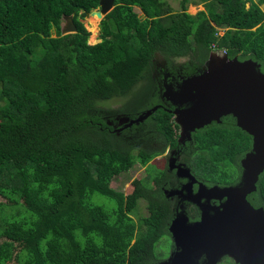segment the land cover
I'll return each mask as SVG.
<instances>
[{"label":"trees","instance_id":"1","mask_svg":"<svg viewBox=\"0 0 264 264\" xmlns=\"http://www.w3.org/2000/svg\"><path fill=\"white\" fill-rule=\"evenodd\" d=\"M192 2L204 9L190 13ZM262 4L181 0L175 11L168 0H115L102 40L91 44L80 16L100 0H0V264L156 262L169 215L149 186L159 174L149 163L161 152L149 143L174 144L178 126L158 107L132 126L138 131L118 134L106 119L116 112L101 102L126 97L121 113L138 117L161 102L157 55L169 72L189 76L220 39L230 58H252L264 71ZM71 14L78 31L62 35ZM201 133L192 164L209 179L222 175L221 162L240 164L252 143L231 114ZM136 164L145 175L127 193L114 188L113 178ZM225 174L236 179L234 170ZM259 180L264 194V172ZM141 199L149 214L139 227L132 212Z\"/></svg>","mask_w":264,"mask_h":264},{"label":"water","instance_id":"2","mask_svg":"<svg viewBox=\"0 0 264 264\" xmlns=\"http://www.w3.org/2000/svg\"><path fill=\"white\" fill-rule=\"evenodd\" d=\"M114 7L115 0H100V6L89 14L103 19ZM64 19L62 35L78 31L74 14L66 15ZM205 66L199 73L183 78L177 88L170 83L164 91V97L175 106L172 113L179 127V134L181 137L190 135L196 128L215 120L220 121L223 116L231 114L236 119V124L253 137V142L252 150L241 160V183L226 189L230 197V208L228 212L223 210L221 217L217 218L219 226L215 227L214 224L216 232L207 217L203 218L200 226L187 225L186 230L181 232L179 230L185 221L175 219L173 222L171 232L175 242L180 244L182 240L183 245L185 243L188 247L195 248L196 252L201 246L212 244L214 234H217L219 243L218 238H225L227 229L240 242H252L264 232V226L259 225L264 220V210L254 208L246 198L247 193L256 188V183L264 172V71L252 58H230L226 51L221 50L211 51ZM184 104L188 106L182 108ZM158 107L156 105L147 109L136 118H128L127 126L144 122ZM231 212L233 217L228 219V213ZM227 219L232 222L228 227L225 225ZM238 223L244 228L239 238L236 237L241 230ZM182 254L181 252L174 260L171 259V262L175 264ZM212 254L215 256V253ZM221 254L209 258L207 264H216ZM188 259L192 263L194 257Z\"/></svg>","mask_w":264,"mask_h":264},{"label":"flooded vegetation","instance_id":"3","mask_svg":"<svg viewBox=\"0 0 264 264\" xmlns=\"http://www.w3.org/2000/svg\"><path fill=\"white\" fill-rule=\"evenodd\" d=\"M154 76L157 77L155 72ZM158 77H160L161 81L159 83L161 102L157 105L172 112L175 106L164 97V91L170 83L177 88L178 83L187 76H182L181 73L173 74L166 68ZM186 106L188 105L184 104L182 108ZM227 116L228 115L223 116L220 121L215 120L203 127L196 128L190 135L185 134L184 137H181L178 133L176 135V142L174 144H168L166 147H164L165 144L160 143L158 145L154 141L149 143L152 147L161 149V152L149 163V165H152L153 169H158L159 174H156L158 178L150 179L148 182L151 188L157 189V191L161 193V196L157 198H161L160 200L164 202L165 208L167 209L169 225L167 234L164 236L168 235L170 237L171 244L168 255L166 257H161L159 255L158 260L151 264H173L171 259H175L181 252L183 254L175 264H207L209 258L217 257L218 253L224 254H221L216 264H264V232L261 237H256L252 242H248L247 240H242L240 242L239 239L235 238V240L227 229L226 237L218 238L219 243L224 244H219L217 242V234H214L212 244L201 246L198 252H196L195 248H190L185 243L183 245L182 240H180V244L176 243L171 232V226L175 219H183L185 221V224L181 226L179 232L186 230L187 225L200 226L203 218L206 217L211 220V227L215 229V227L219 226L217 218L221 217L223 210H227L228 212L230 208L228 203L230 197L226 189L236 187L241 183L243 173L241 164L242 159L240 160V164L230 165L235 169L236 179L228 180L205 178L195 171L194 165L192 164L193 157L196 155L198 149L197 139L203 134L201 130L207 129L215 123H223L224 118ZM128 121L129 119L115 127L107 120L108 124L113 126L118 134L136 125L127 126ZM251 150L252 143L247 152ZM143 167L146 169L145 166ZM260 184V180H258L256 188L247 193L246 198L254 208L264 210V194L261 192V187H259ZM147 211L149 212L148 208ZM231 217H233L232 212L228 213V219ZM228 219L225 220V225H227V227L229 224H232ZM259 225L264 226V220L260 221ZM240 228V232L237 236L235 235L237 238H239L244 231L243 227L240 226ZM202 229L203 228H201V230ZM212 253H215V256ZM191 257H194V263H191L188 259Z\"/></svg>","mask_w":264,"mask_h":264},{"label":"rangeland","instance_id":"4","mask_svg":"<svg viewBox=\"0 0 264 264\" xmlns=\"http://www.w3.org/2000/svg\"><path fill=\"white\" fill-rule=\"evenodd\" d=\"M168 1L173 6L175 11H179L181 9V0H168ZM202 9H204L203 4H201V3L197 4V3L192 2L189 5L188 11L192 14H195L199 10H202ZM136 10L139 13V15H141V16L145 15L139 7H136ZM80 19L84 23V26L86 27V29L90 32L89 42L91 44H95V43L100 42L102 40L100 37L101 36V21H102V19L98 18L97 16H92L90 14L85 15V16L81 15ZM64 22L65 21H63V23ZM53 35H56L55 31H53ZM221 44H222V40L220 39V43L218 42V46H220ZM219 50L224 51L225 49L222 47L221 48L219 47ZM185 60H186V58L178 59V61H180V62H183ZM155 64H156L155 74L158 77L162 73V71L166 69L165 61L163 60V58L160 55H157L155 57ZM126 99H127L126 97H117L114 99H110V100L101 102V107L103 108L104 111H107L105 109H108V110H113L116 112V113L113 112V113H115L113 118L112 117L109 118L108 116L106 117V119L109 121V123L114 125L115 127L118 126L120 123L127 121L128 118H130L128 115L121 113V111H120L122 109L121 106L126 102ZM129 128H132V127H129ZM138 130H139L138 128L129 129V131H134V132H136ZM218 168L220 169V171L222 170V175H221V173L218 174V172H216L213 175L211 174L214 179H221V180L227 179V176L225 173H227L228 171H231V170H235L234 167H231V166L229 167L228 165L225 166V164L224 163L222 164V162L219 164ZM144 170H145V168L143 166H141L140 164H136L130 171L124 172V173H121V174L115 176L113 178L111 184L117 190H121V191H124L125 193H127L128 187L132 183V181L138 177L145 175ZM143 172H144V174H143ZM95 198L99 202L105 203L107 205H111V203L108 201V199L105 196L97 195ZM146 204H147L146 201L141 199L139 201L137 207L132 212V216L134 217V219L138 223L139 227H141V224H140L141 223V217L148 214ZM170 249H171L170 237L168 235H166L163 238H161L160 241H158L157 247H156V253L158 255H160L161 257H166L168 255Z\"/></svg>","mask_w":264,"mask_h":264},{"label":"built area","instance_id":"5","mask_svg":"<svg viewBox=\"0 0 264 264\" xmlns=\"http://www.w3.org/2000/svg\"><path fill=\"white\" fill-rule=\"evenodd\" d=\"M223 33H224V29L223 28H218V30L216 32V36L220 37ZM212 47H213V49H217L218 48L216 43H214ZM174 124H175V122H174ZM175 129H176V131L178 133L179 129L177 127H175Z\"/></svg>","mask_w":264,"mask_h":264},{"label":"clouds","instance_id":"6","mask_svg":"<svg viewBox=\"0 0 264 264\" xmlns=\"http://www.w3.org/2000/svg\"><path fill=\"white\" fill-rule=\"evenodd\" d=\"M97 8H98V7H97ZM94 9H95V8H94ZM91 11H92V10H91ZM91 11H90V12H91ZM90 12H89V13H90ZM89 13H88V14H89ZM88 14H87V15H88ZM63 21H65V19H64ZM62 25H63V22H62ZM218 28H222V27H217V30H218ZM223 29H224V28H223ZM224 32H225V29H224ZM223 34H224V33H223ZM223 34H222V35H223ZM222 35L220 36V38L222 37ZM100 37H101V36H100ZM217 37H218V36H217ZM215 43H216V42H215ZM216 44H217V43H216ZM212 46H213V45H212ZM217 46H218V45H217ZM224 49H225V48H224ZM212 51H220V50H219V47H218L217 49H213V47H212ZM224 51H226V49H225ZM226 52H227V51H226ZM173 120H174V116H173ZM174 122H175V120H174ZM175 124H176V123H175ZM176 126H177V124H176ZM177 128L179 129V127H177ZM178 133H179V131H178ZM178 133H177V134H178Z\"/></svg>","mask_w":264,"mask_h":264},{"label":"crops","instance_id":"7","mask_svg":"<svg viewBox=\"0 0 264 264\" xmlns=\"http://www.w3.org/2000/svg\"><path fill=\"white\" fill-rule=\"evenodd\" d=\"M254 1H258V0H254ZM249 5H250V2H248V6ZM261 7L264 9V4H262Z\"/></svg>","mask_w":264,"mask_h":264},{"label":"bare ground","instance_id":"8","mask_svg":"<svg viewBox=\"0 0 264 264\" xmlns=\"http://www.w3.org/2000/svg\"><path fill=\"white\" fill-rule=\"evenodd\" d=\"M95 32V31H94Z\"/></svg>","mask_w":264,"mask_h":264}]
</instances>
